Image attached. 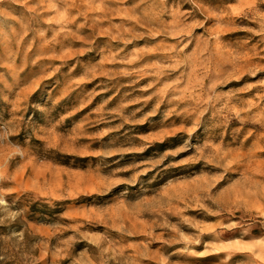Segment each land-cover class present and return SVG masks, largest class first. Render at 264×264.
<instances>
[{"label": "rangeland", "instance_id": "obj_1", "mask_svg": "<svg viewBox=\"0 0 264 264\" xmlns=\"http://www.w3.org/2000/svg\"><path fill=\"white\" fill-rule=\"evenodd\" d=\"M0 264H264V0H0Z\"/></svg>", "mask_w": 264, "mask_h": 264}]
</instances>
